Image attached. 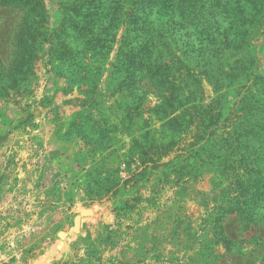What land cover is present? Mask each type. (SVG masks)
<instances>
[{
  "label": "rangeland",
  "instance_id": "rangeland-1",
  "mask_svg": "<svg viewBox=\"0 0 264 264\" xmlns=\"http://www.w3.org/2000/svg\"><path fill=\"white\" fill-rule=\"evenodd\" d=\"M44 2L48 26L54 29L60 20L57 0ZM22 14L18 8L0 5V58L5 64L11 63ZM205 25L191 28L192 33L175 42L190 56L189 65L200 80L204 99L199 103L208 104L220 95L222 101L232 104L247 98L249 91L257 93L264 83L260 77L264 73V27L249 41L255 51V58L250 59L246 49L238 53L223 47L219 34L213 33L215 27ZM119 36L120 31L117 40ZM116 48L117 43L109 60ZM237 60L241 65L235 71L232 66ZM50 66L45 51L34 65L35 75L28 78L23 89L0 98V213L15 221L0 229V264H14L17 258L25 264L36 258L38 264L259 262L264 254V210L260 221L247 228L236 213L213 218L224 193L229 198L235 194V179L223 171L224 165L234 166L219 147L207 152L209 147L197 150L191 145L201 134L199 124H185L178 142L159 161L158 169L162 163L174 169L190 148L197 150L194 158H189L191 166L184 178L178 180L174 172L159 178L158 172L138 161L136 152L131 160L125 156L139 134L138 126H133L132 135L118 132L122 144L120 141L110 148L118 150L102 153V163L94 167L80 141H63L56 133V119L62 120L61 130H65L73 111V104L65 101L78 94L75 87L63 93L64 83L52 75ZM239 70H243L242 75ZM113 101L107 98L105 108ZM159 102L155 94L148 93L141 104L142 118L151 120L150 129L159 126L153 113ZM53 107L55 114L50 111ZM103 111L109 122L115 123L113 113ZM5 120L6 124L2 122ZM109 187L108 195L99 194V188ZM29 201L34 203L25 211ZM217 222L231 241L229 250L216 237ZM21 230L24 251L18 257L12 254L11 237Z\"/></svg>",
  "mask_w": 264,
  "mask_h": 264
},
{
  "label": "trees",
  "instance_id": "trees-1",
  "mask_svg": "<svg viewBox=\"0 0 264 264\" xmlns=\"http://www.w3.org/2000/svg\"><path fill=\"white\" fill-rule=\"evenodd\" d=\"M0 5L23 13L11 63L0 58V98L23 89L46 51L52 75L64 83L61 91L67 94L75 87L78 94L65 101L73 104V111L65 130H61L62 120L56 119V133L63 141H80L92 166L102 163V153L116 152L117 148H110L121 141L118 132L130 135L133 126H138L139 134L125 156L131 160L136 152L138 161L158 172L159 178H166L169 172L178 180L184 178L191 166L189 158H194L201 146L209 147L207 152L219 147L234 166L224 165L223 171L235 179V194L229 198L224 193L213 218L236 213L244 228L260 221L264 210V83L257 93L249 91L247 98L243 96L236 103L224 102L220 95L208 104L199 103L204 99L200 80L189 65L190 56L175 42L200 23L208 24V28L215 27L213 33L219 34L223 47L238 53L246 49L254 59L249 41L264 27V0H57L60 20L54 29L48 26L44 0H0ZM116 43V52L109 60ZM240 62L237 60L232 69L237 71ZM148 93L160 100L153 109L159 126L153 129L149 128L151 120L143 119L140 111ZM107 98L114 101L105 108ZM105 109L113 113L115 123L109 122ZM50 111L55 114V107ZM194 121L201 128L193 140L195 145L191 144L197 150L190 148L187 157L177 159L174 169L165 163L158 169L163 154L178 142L184 125ZM99 189V194L108 195L112 187ZM220 223L214 227L216 237L229 250L231 241ZM258 260L248 264H264V254Z\"/></svg>",
  "mask_w": 264,
  "mask_h": 264
},
{
  "label": "clouds",
  "instance_id": "clouds-1",
  "mask_svg": "<svg viewBox=\"0 0 264 264\" xmlns=\"http://www.w3.org/2000/svg\"><path fill=\"white\" fill-rule=\"evenodd\" d=\"M75 191V190H73ZM34 203V201H29L27 203V206L25 207V211H29L32 207V204ZM11 206V205H9ZM15 221H9V219L3 215V213H0V229L3 228V226L5 224H9V223H14ZM22 234V230L18 231L13 237H11L12 240H14V250H13V255H17L18 257L20 255L23 254L24 248L21 247V240H20V236ZM14 264H25L24 261H21L19 258H17V260L14 262ZM27 264H38V260L37 258L35 260L32 261H28Z\"/></svg>",
  "mask_w": 264,
  "mask_h": 264
}]
</instances>
